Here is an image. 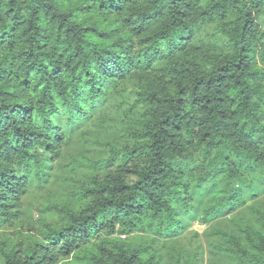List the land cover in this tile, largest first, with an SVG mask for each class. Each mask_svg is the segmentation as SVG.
<instances>
[{"label":"trees","instance_id":"16d2710c","mask_svg":"<svg viewBox=\"0 0 264 264\" xmlns=\"http://www.w3.org/2000/svg\"><path fill=\"white\" fill-rule=\"evenodd\" d=\"M203 19L222 20L224 55L208 57L192 46ZM263 44L264 0H0V226L18 217L31 174L43 177L46 158L60 153L57 112L71 116L81 98L103 97L105 82L127 76L146 105L126 130L135 142L111 146L106 160L92 164L117 162L116 170L79 182L83 207L53 204L62 226L46 225L45 241L28 248L2 245L4 264L81 259L95 232L109 236L88 251L86 264H149L141 248L111 235L144 224L163 235L184 222L191 197L182 171L196 151L204 158L214 153L208 165L227 168V188L244 179L242 169L264 172V68L255 63ZM161 46L182 48L185 57L172 53L165 69L152 68ZM226 195L203 210V219L242 200L238 191ZM258 212L262 233L243 227L242 239L219 233L264 264V212Z\"/></svg>","mask_w":264,"mask_h":264},{"label":"rangeland","instance_id":"374dc122","mask_svg":"<svg viewBox=\"0 0 264 264\" xmlns=\"http://www.w3.org/2000/svg\"><path fill=\"white\" fill-rule=\"evenodd\" d=\"M221 23V19L201 20L193 30L192 46L202 48L203 54L212 58L227 53L228 35L221 31ZM161 47V55L153 57L152 68L165 69L166 58L172 53L185 57L182 48L175 52ZM261 47L264 48V44ZM255 63L264 68V54L256 55ZM202 65H206V60H202ZM164 78L169 79L167 75ZM139 90V84L132 76L123 81H107L102 90L103 97L91 99L90 94L80 97L81 106L74 107L71 116L57 112L54 120L64 134L60 153L53 160L50 156L46 158L43 177L31 174L18 217L0 226V248L2 245L15 246L19 242L28 248L45 241L46 225L58 229L64 223L53 204L71 206L75 210L83 207L84 202L76 196L79 182L91 175L105 177L116 170L117 162L97 167L92 164L106 160L111 146L121 148L135 142L126 130L135 126L134 121L146 110V105L137 101ZM213 155L204 158L196 151L182 171L185 175L182 189L188 190L191 201L189 213L175 230L161 235L154 226L144 224L142 229L126 233L116 229L111 236L126 246L141 248V257L149 264H255L219 230L238 232L241 239L240 227L258 234L263 232L258 211L264 212V172L258 168L242 169L244 179H237L227 188V168L217 162L208 165ZM227 191L230 194L238 191L242 200L224 215L203 219V210L227 197ZM106 236H109L106 232L93 233L79 252L81 259L65 258L58 264H86L88 251L99 249ZM0 264H4L1 254Z\"/></svg>","mask_w":264,"mask_h":264}]
</instances>
